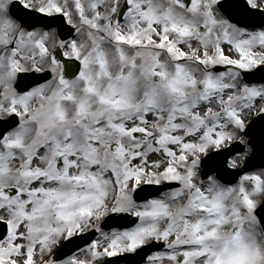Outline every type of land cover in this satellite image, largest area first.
<instances>
[{
	"label": "snow or ice",
	"instance_id": "obj_1",
	"mask_svg": "<svg viewBox=\"0 0 264 264\" xmlns=\"http://www.w3.org/2000/svg\"><path fill=\"white\" fill-rule=\"evenodd\" d=\"M0 264H264V0H0Z\"/></svg>",
	"mask_w": 264,
	"mask_h": 264
}]
</instances>
